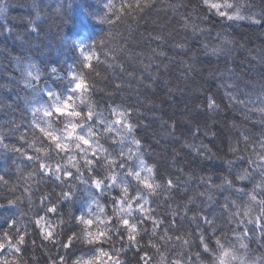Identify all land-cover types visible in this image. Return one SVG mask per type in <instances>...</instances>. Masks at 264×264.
<instances>
[{
    "label": "snow or ice",
    "instance_id": "obj_1",
    "mask_svg": "<svg viewBox=\"0 0 264 264\" xmlns=\"http://www.w3.org/2000/svg\"><path fill=\"white\" fill-rule=\"evenodd\" d=\"M158 2L123 0L119 8L111 2L105 8L115 21L138 20ZM10 7L8 0H0V43L9 57L7 74L0 80V117L4 118L0 129H6L0 130V150L28 162V170L20 176L29 208L25 213L13 211L20 198L0 203V213H9L0 220V264H130L129 253L135 264H201L204 255L209 264H264V132L258 136L238 132L235 145L229 144L236 160L227 162L228 175H197L193 166L211 163L215 157L209 145L216 132L207 121L190 120L181 126L170 119L162 124L164 138L149 137L155 117L144 115V105L150 103L147 97L140 100L141 89L148 92L157 84H164L167 95L175 99L178 87L161 79L174 68L180 73L177 79H187L197 72V63L210 65L215 57L217 63L223 58L225 72L233 73L225 55V45L232 41L220 33L213 37L212 28L201 25L218 18L264 27V10L253 12L254 5L236 0H172L165 11L176 27L167 35L165 28L149 34L155 47L150 48L141 73L119 66L129 77V89L138 95L122 97L125 85L118 79L106 94L107 102L89 104L84 111L73 103L74 94L87 95L94 84L86 83L77 65L92 67L96 53L90 46H78L81 59L67 70L49 63L45 71L31 51L40 39L39 22L48 6L32 0V15L23 30L8 16ZM55 11L59 15L61 8ZM98 20L114 23L108 14ZM9 41L18 45L16 52L9 49ZM50 79H67L68 93L51 88ZM132 83L139 87L131 89ZM223 87L228 103L243 104L246 120L258 113L264 128V90L255 101H245L232 86ZM219 109L215 95L208 93L196 112ZM54 122L63 127H53ZM13 136L17 143L9 142ZM164 162L169 171L161 173ZM237 162L247 167L233 177ZM204 172L201 166L200 173ZM0 183L9 185L6 174H0ZM177 200L184 202L171 208ZM77 203L78 211L65 212Z\"/></svg>",
    "mask_w": 264,
    "mask_h": 264
},
{
    "label": "trees",
    "instance_id": "obj_2",
    "mask_svg": "<svg viewBox=\"0 0 264 264\" xmlns=\"http://www.w3.org/2000/svg\"><path fill=\"white\" fill-rule=\"evenodd\" d=\"M63 3V8L61 13L59 15L55 14L49 21L47 20V29L55 27L57 24H61L60 29L57 32H62L64 30V27L67 25L69 29L74 25V23H79L76 19L75 15L78 14V12L74 11V6L76 1L75 0H59ZM248 1V2H247ZM172 0H159L157 3V7L153 8L149 11H146V13L143 16V19L138 20H131V19H122L120 20L122 23L121 25L115 30L116 36L119 38V40H123L122 42L125 43V46H122L125 48L124 56H116L111 51L109 52L107 49L105 50L104 46H101L100 49L97 50L96 54H98L99 59L106 57L105 64L107 67L103 69L102 67H98L96 65L95 67L90 68H81L79 64L77 65V71H82L86 76V83L94 84V88L87 94H74V100L73 103L75 105H78L80 109L87 111V106L89 104H94L97 102H100L103 104V102H107V93L111 91V86L119 81L121 83H124L125 85V91L122 93V97L126 98L128 96H137L138 93L135 91H132L129 89L128 86V80L129 77L126 72L122 73L119 66H123L128 71H137L135 70V66L143 65L141 67H144V64L147 63V57L151 55L150 48H154L155 44H150L148 40L149 34H154L157 32H160L161 28H165V35H167L168 32L172 31L173 28L176 27L175 21L171 20V13L165 11L167 8V5L171 3ZM184 2H187V0H184ZM237 3H240L242 5H246L248 3H251L254 5L251 11H255L257 8V4L260 6H263L262 10H264V4H261V0H236ZM247 2V3H246ZM257 3V4H256ZM70 11V9H72ZM68 9V10H67ZM67 10V11H66ZM66 11V17L63 15ZM60 19V20H59ZM59 20V21H58ZM229 24L234 25V23L228 22V21H219L218 18H213V23L211 25H201V27H211L212 28V35L215 37L216 33H220L222 38H225L227 40L232 41V44H226L225 45V55L227 56V67H232L235 72L237 71L241 75L246 74L247 69H252V67H256V61L257 59L261 58L263 56L262 51V33H257V26L253 24H249L248 22H237L235 24H238L240 27L239 30L236 28L233 30L230 28ZM226 25V26H225ZM106 27V23H105ZM105 27L103 32H105ZM21 30H23L22 27H20ZM46 29H42L41 36L39 41H34L35 46L33 47L31 51L32 58L39 63V66L47 71L46 65L51 63L55 64L56 62H62V66L64 68L62 70H67L69 66L74 64L73 61L71 64L66 65V63L74 57L70 58H64V59H56L57 56L64 55V48H69L68 41L71 39L70 37L63 41L61 44H56V41L61 39L57 38V35L52 32L48 33ZM55 32V33H57ZM181 35H183L181 33ZM66 37V36H65ZM179 38V37H177ZM210 43H218V41L212 40ZM87 46H90L93 48V43L87 41ZM8 47L13 52H16V48L18 49V45L14 46L12 45L11 41L8 43ZM0 48L3 50V44L0 43ZM104 49V50H103ZM102 50V51H101ZM262 53V54H261ZM48 55V56H47ZM44 60L40 61V58ZM49 57V58H45ZM136 57H140L138 60ZM141 60L144 61V63H141ZM212 64H208L206 61H204L202 64L197 63L195 65L197 72L195 74H190L189 78L187 79H177V77L180 75L179 71L177 69H173L176 74V77H172L170 79L171 82L178 87V89H182L185 94L183 99H181L180 105L183 109H180L179 111H176V108L174 106L168 105L165 103V101H160L158 99V96L156 94H149L145 95L143 93V89H141L142 95H140V100L143 101L145 97H147L148 101L150 103H145L148 107L151 106V104L158 105L155 108V112L158 115V118L161 120V122L169 121L171 120H184L187 113L191 110H196L197 108V102H194L195 98H197V95L202 93V91L207 90L209 88L210 80V72L214 69L215 65L221 64L225 66V60L223 58L220 59V61L217 63L216 58L212 57ZM118 66L115 67L114 66ZM130 65L128 68L126 66ZM111 66V67H110ZM204 68L207 69V71L201 72L200 69ZM258 68V66L256 67ZM6 68L0 69V80H3L6 76ZM94 69V70H93ZM131 69V70H130ZM139 74V73H137ZM166 79V78H165ZM168 81V80H166ZM51 88L58 92H62L64 94H67L70 88V85L67 83V79L64 81H56V80H49L48 81ZM209 85V86H208ZM139 87L137 83H132L131 89H135ZM177 92V91H175ZM23 95V93H21ZM144 105V108H145ZM143 108V111L145 112ZM188 109V112H185V109ZM218 115V113L216 114ZM220 115V114H219ZM218 116H210L206 118V121L209 124V127L213 129V131L220 134L219 137H217L212 143L213 145H218L220 148L216 147L213 151V153L216 154V156L221 155L219 150L222 149V144L225 146L226 144H233L235 145L237 136H233L228 133L227 125L224 127V130L222 129V125L225 126V123H221V120L217 119ZM0 124L4 122L3 119L0 117ZM61 124V123H58ZM222 126V127H221ZM61 127H63V124H61ZM3 131H6V129H0ZM228 133V134H227ZM141 134H144L143 131ZM222 134V135H221ZM151 137V136H149ZM221 137L223 141L221 140ZM226 140H229L228 142ZM10 143H17L16 137H10L9 140ZM218 143V144H217ZM220 143V144H219ZM222 156V155H221ZM220 156V158H222ZM6 158L3 162L2 156H0V174H4L7 172H11L14 176H7L9 180V185H6L7 187H11L13 190L14 196L11 199L20 198V205L14 209L16 213H25L28 212V201L23 194V181L21 179L20 173L25 172L28 170L27 164L28 162L25 161L22 157L10 159L7 156L4 155ZM222 160L213 161L211 163H208L207 165H196L193 166L194 170L196 171L197 175H212L213 177H218L222 175L221 171L229 170L228 165L226 164H220ZM229 161V159H228ZM4 165V166H3ZM245 166L243 168L247 167V164H244ZM163 169H161V173L164 172L167 169V165H165ZM203 166L205 168L204 173H200V167ZM242 168V169H243ZM235 176V175H234ZM233 176V177H234ZM216 183V182H215ZM0 185L6 187L4 184L0 183ZM239 186V184L237 185ZM22 187V188H21ZM3 194V193H2ZM5 200L0 199V203H6L8 198L1 197ZM183 200H177L172 205L176 207L177 203H183ZM79 209V203L75 205V207L69 206V208L65 209V212L72 210L78 211ZM9 213H0V220H3L6 215ZM129 262L130 264H135V261L132 260V254L129 253Z\"/></svg>",
    "mask_w": 264,
    "mask_h": 264
},
{
    "label": "bare ground",
    "instance_id": "obj_3",
    "mask_svg": "<svg viewBox=\"0 0 264 264\" xmlns=\"http://www.w3.org/2000/svg\"><path fill=\"white\" fill-rule=\"evenodd\" d=\"M75 1H76V3L74 6V11L78 12V14L75 15V17L78 20V22L79 21L80 22L77 24L74 23V25L70 29L66 25L64 27V30L59 33L57 31L60 29L61 24H57V25H55V27L49 28V30H48L46 22H47V20L49 21V19H51V17H53L55 14H57L55 11V9L57 7H60L61 11H62V9H65L62 7L63 3L59 0H43V3L46 4L48 7L44 10V19H42L39 22L41 29H46V31H48V33H51V34L53 32L54 34L57 35L58 39L60 37L61 39L57 40L56 44H61V43H63L64 40L68 39L69 37L71 38L68 41L69 48L65 47L64 48V55L57 56L56 59H64V58L74 57L73 60L71 58L66 63V65L71 64L73 61L76 62V60L81 59L79 57L78 52H77V47L78 46H87L86 45L87 41L93 43V48H91V50L94 51L95 53L97 52L98 49L101 48V46H104L105 50L107 49L109 52L111 51V53H113L114 55H116V56L118 55L120 57L124 56V54H126L125 53L126 51H125V48L122 46H125V43L122 42L123 40L120 41L119 38L115 34L116 33L115 30L121 25L122 22L121 21H115V17L112 16L111 13H108L107 8H105V4H107L109 2L115 4L116 7L119 8L121 3L123 2V0H75ZM257 1H259V0H257ZM8 2L11 5L9 12H8V16L11 18L12 21L15 22V24L18 27L23 28L24 21H26L27 18H29L32 15V12H31L32 0H8ZM261 4H264V0H261ZM257 5H258L257 8L253 12L259 13L262 10L263 6H260L259 4H257ZM72 10H73V8L70 9V11H72ZM66 11H65V14H63L65 17H66ZM105 14H108L109 16H111L113 21H114V23H112V24L106 23V27H105V23H100L98 20L99 16H104ZM229 26L233 30L235 28L237 30L240 29L238 24H235V23H234V25L229 24ZM256 26H257L256 27L257 33L258 34L262 33V38L264 40V27H261L258 25H256ZM104 27H105V32H103ZM55 32H57V33H55ZM101 40H103L105 43L101 44L100 43ZM261 46L263 48L262 49L263 56H261V57L264 58V44H262ZM13 48L15 49V47H13ZM16 50H18V49L16 48ZM97 57L99 58L98 54H96L93 57L92 61L90 62L92 67H95L96 65H98V67H102L103 69H105L107 67V65L105 64L106 57L100 58L99 62L97 61ZM45 58H49V57H45ZM41 60H44L43 57L40 58V61ZM260 60H257L256 64H255L256 67L258 66V68H256L255 66L252 67V69L249 68V69H247L246 74H244V75H241L237 71L235 72V70L233 73H227V72H225V66L226 65L224 66V65H221L218 63V65H215L214 69L211 70V72H210L211 74H210L209 78H210L211 82L209 83V85L210 84L211 85L210 86L208 85L209 88L207 90L204 89V91H202V93L197 95V98H195V100H194V102H197V105H200V104L205 103L206 94L211 93V94L215 95L217 102L220 104L219 111H220V113H222V115L220 113H218L221 116L219 115L217 119L221 120L220 121L221 123H225V126L224 125H222L223 127L221 126L222 129L224 130V127H226V125H227L228 133L233 135V136H237L238 132H242L245 130L249 134H251L252 136H258V135H260L261 132H264V128H262L261 124H260V117H259L258 113L252 115L250 119L246 120L245 116L248 115V113H246L244 111H239L241 109V107H236L235 109H232V108L229 109V103L225 102L226 88L223 87V85L232 86V90L234 91V93H236V90H234V89H236L234 87L236 85H238V87H237L238 92L240 91V88H246V91L248 89L249 92H251V95L248 97V99L246 101H248L249 98L251 100L255 101L257 99V96H259L261 94L262 90H264V63H261ZM8 63H9V57L7 56V53H5L4 50H2L0 48V69L6 68ZM54 65L60 67L61 69L64 68V66H62L61 61L56 62ZM129 66L130 65H128L126 67L128 68ZM141 66H143V65L139 64L138 66H135L133 68H135L137 73H141V69H143V67H141ZM115 67H118V66L115 65L114 68ZM228 68H232V67H228ZM221 74H223V75L221 76ZM176 75H178V74H176V72L174 70H172L171 75H165L163 77L166 78L168 81H170V79L172 77H176ZM171 86L176 88V86L173 84V82H171ZM154 91H155V89H152L151 91H148V92H149V94L153 95V94H156V92L159 90H157L155 93H154ZM182 91H183L182 89H179L177 92H174L175 99H173L172 97H169L167 95L166 89L163 92H161L164 95L162 97H163V100L165 101V103L168 105L174 106L176 108L175 112L179 111L180 109H183L180 105V102H181V99H183L185 93ZM148 92L143 91V93L145 95H147L146 93H148ZM159 97L160 96H158V99H160ZM163 100H160V101H163ZM155 108H156L155 104H151L150 107L145 105V108H144L145 112L143 111L144 115H146L150 118L155 117V119H153L152 124H150V128L148 129V135L152 136L153 134H155L157 136L158 134H161L160 137L164 138L165 132H166V130L162 129V124H163L164 120H162L163 122H161V120L158 118V116H156L154 114L156 111ZM187 114L188 115L186 116V118L184 120H177V122L181 123V126H182L183 122H188L190 120H193V121L199 122V123H203L204 121H206V118L210 117L211 115L216 117L217 113L212 112V113L205 114V113L201 112L199 115H197L196 110H191ZM1 119L4 120L3 117H1ZM0 122H2V121H0ZM233 125H235V127H233ZM153 126H156L157 128H152ZM53 127L62 128L61 124H58V122H54ZM216 134H217L216 138L220 136V134H218L217 132H216ZM221 140L223 141L222 137H221ZM226 141L228 142L229 140H226ZM189 142L190 143L192 142L190 138H189ZM198 142L199 141H196V143H198ZM205 143L207 144L208 141L206 140ZM177 147H179V145H177ZM209 147H210V145H209ZM239 147L241 149H243L244 146H243V144H240ZM4 155L10 159L19 158V156H15V155H12L11 153H6V152H3L2 150H0V156H2L3 162L6 159L4 157ZM237 155H243L246 158L248 156V153L247 152H238ZM220 156L221 155L216 156V154H215L213 161H217L218 159H220ZM230 160L235 161L236 156H233L230 153L229 161ZM244 164L245 163L237 162L232 169V175L234 176L236 174V172L240 171L245 166ZM165 165H167V164H165ZM194 166H196V165H194ZM198 166H200V165H198ZM164 167L165 166H161L160 170L163 169ZM167 171H169L168 167L162 173H166ZM221 172H222V175H228L229 170H225V171H221ZM4 174H6L7 176H11V177L14 176L11 172H7V173L4 172ZM212 194L215 195L218 199H221V200L223 199V197L218 192H213ZM1 197H6L8 199L15 197L11 187H7V186L4 187V186L0 185V199H2ZM2 200H5V199L3 198ZM162 203H163V201H161V204ZM196 203L199 204L200 201L197 200ZM171 208H175V207L173 205H171ZM161 210H163V209H161ZM168 211L170 212V209ZM217 211L219 212V209H217ZM227 234H232L230 229L227 231ZM184 238H187V237H184ZM212 245H214L213 242H212ZM195 252H196V249H195L194 253ZM132 261L134 262V260H132ZM205 262H208V261H205Z\"/></svg>",
    "mask_w": 264,
    "mask_h": 264
},
{
    "label": "rangeland",
    "instance_id": "obj_4",
    "mask_svg": "<svg viewBox=\"0 0 264 264\" xmlns=\"http://www.w3.org/2000/svg\"><path fill=\"white\" fill-rule=\"evenodd\" d=\"M263 44H264V40H263V42H262ZM260 59H262V57L261 58H259V59H257V60H260ZM141 71H142V69H141ZM146 74V73H145ZM162 80H167V79H165L164 77H162L161 78ZM236 89H234V90H236V93L235 94H237V95H240V98L242 99V100H247L248 99V97L251 95V92H249V90L247 89V91H246V88H240V91L238 92V90H237V87H238V85H236V86H234ZM153 89H155V91H154V93L157 91V90H159V91H157L156 92V94L158 95V96H160L159 98H160V100H163V97L162 96H164L161 92H163L164 90H165V85L164 84H157V85H155L154 87H153ZM149 93V92H148ZM147 94V93H146ZM164 101V100H163ZM225 102L226 103H228V100H227V98L225 99ZM225 103V104H226ZM157 107H158V105H156ZM236 107H241V109L239 110V111H242V109L244 108V105L243 104H240V105H237V106H235V107H233L231 104H229V109H235ZM214 113H220V111H217V112H214ZM156 116H158L157 114H156V112L154 113ZM221 115H222V113H220ZM220 115V116H221ZM216 116H219V114L218 115H216ZM152 122H153V120L150 122V124H152ZM152 128H157L156 126H153ZM160 135L161 134H158L157 136L158 137H160ZM218 144V143H217ZM220 144V143H219ZM214 146H216L217 148H220V146H218V145H213V143H211L210 144V147L212 148V150H214L216 147H214ZM229 144H226L225 146L222 144V149L221 150H219V152L221 153V157L222 158H220V159H218V160H222V159H224L220 164H226L227 162H228V159L230 158V152H229ZM213 162V161H212ZM165 164H167L166 162H164V163H161V165H160V167L161 166H165ZM166 167V166H165ZM215 182L217 183V184H219L220 183V180L219 179H216L215 180ZM248 187L249 188H251V185L249 184L248 185ZM204 189H201V191H203ZM228 236H232V234H228ZM185 237H187V236H185ZM185 239H187V238H185ZM213 243H214V241H213ZM212 247H214L215 245H211ZM177 247H178V245H177ZM251 247L253 248V249H255L256 248V245L255 244H252L251 245ZM185 250H187V249H185ZM194 251H195V248H193L192 249V253H193V255L195 254L194 253ZM201 252H202V249L200 250ZM205 261H208V259H207V256L206 255H204V257H203V259H202V262H201V264H209V261L208 262H205Z\"/></svg>",
    "mask_w": 264,
    "mask_h": 264
}]
</instances>
